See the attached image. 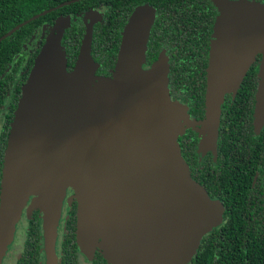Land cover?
<instances>
[{
	"label": "water",
	"instance_id": "95a60500",
	"mask_svg": "<svg viewBox=\"0 0 264 264\" xmlns=\"http://www.w3.org/2000/svg\"><path fill=\"white\" fill-rule=\"evenodd\" d=\"M219 10L207 69L206 117L200 123L171 98L166 51L145 68L156 17L151 6L131 14L109 78L95 75L98 64L92 56L101 13L85 17L86 33L71 74L62 40L72 17L56 20L11 127L0 203V255L13 241L30 197L46 215L47 244L54 249L62 200L72 189L79 205L77 242L89 258L100 249L109 264L192 262L202 239L222 224L225 210L192 178L179 138L187 128L199 126L204 146L216 148L226 96H236L255 54L264 55V6L220 2ZM260 79L256 134L264 128V59Z\"/></svg>",
	"mask_w": 264,
	"mask_h": 264
},
{
	"label": "flooded vegetation",
	"instance_id": "af4514ba",
	"mask_svg": "<svg viewBox=\"0 0 264 264\" xmlns=\"http://www.w3.org/2000/svg\"><path fill=\"white\" fill-rule=\"evenodd\" d=\"M233 1L264 6V0H149L135 4L130 12L125 10L130 5L120 4L122 9L119 17L121 20L125 18L126 24L131 14L140 6L149 5L155 10L145 68H150L159 55L166 51L170 64L171 98L186 106L191 121L197 123L204 121L206 117L207 69L211 39L220 12L219 4ZM110 6L111 4L101 3L87 11L60 15L53 21L36 25L29 35L14 43L0 65V203L5 154L12 123L23 88L56 20L60 17H72L71 27L66 30L62 40L67 53V71L71 74L76 68L86 33V15L93 11L101 13V22L94 25L95 35L96 28L108 19ZM92 18L97 19L95 16ZM87 21L90 23L92 20L90 18ZM78 34L82 37L77 51ZM92 56L98 64L95 75L112 77L118 54L113 67H106L104 63L97 61L93 45ZM263 59L262 53H256L244 79L249 85L243 87V82L236 96H226L216 148L204 146L199 126L187 128L179 138L181 152L192 178L205 188L213 200L220 202L225 210L222 224L202 239L198 253L190 264H251L249 258L252 250L260 252L261 258L263 257L264 128L260 134H256L254 128L256 95L261 81ZM197 72L206 77L205 89H187L186 82H171L172 74L174 77L188 78L196 76ZM236 103L242 116L232 119L227 116L228 105ZM233 122L239 124L237 132ZM78 209L75 191L67 189L57 221L53 249L52 245L47 244L46 215L35 206L34 197H30L16 224L13 241L0 255V264H109L100 249L90 258L81 252L77 242ZM200 252L202 254L196 260ZM212 252L214 256L211 258ZM257 264H264V258Z\"/></svg>",
	"mask_w": 264,
	"mask_h": 264
},
{
	"label": "trees",
	"instance_id": "16d2710c",
	"mask_svg": "<svg viewBox=\"0 0 264 264\" xmlns=\"http://www.w3.org/2000/svg\"><path fill=\"white\" fill-rule=\"evenodd\" d=\"M144 1L149 0H140L139 2H136V0H0V39L16 27L24 24L22 28L0 43V65H2L5 61L4 58L7 56L8 51L11 50L14 43L18 39L29 35L36 25L46 21H53L60 15H74L80 13L81 11H87L88 9L98 6L101 3H108L111 4V12L109 13L108 19L101 23V25H99L95 30L93 53L96 55L95 58L97 61L104 63L106 67H113L114 59L118 54L122 41L121 32L127 22L124 17L123 20L119 17V11L122 9L120 4L130 5V7L125 10L131 12L135 4H142ZM65 3L71 4L65 5L56 11H52L46 16L35 18L45 11L52 10ZM129 15L130 14L128 13V16ZM81 37L82 35L78 34L76 38L77 51L81 45ZM199 73L200 72H197L196 76L188 78H178L174 77V74H172L171 82L176 81L180 84L186 82L187 89H205L206 77L200 76ZM248 85V81H246L244 82L243 87H247ZM228 108L229 111L226 110L228 117L238 119L242 116V114L239 113L237 103L233 106L228 105ZM232 125L235 128V132H237L239 124L237 122H233ZM201 254L202 253L200 252L196 260L201 256ZM213 256L214 253L212 252L211 258ZM262 258H264V253ZM262 258L260 252L252 250L249 261L251 264H257L262 261Z\"/></svg>",
	"mask_w": 264,
	"mask_h": 264
}]
</instances>
